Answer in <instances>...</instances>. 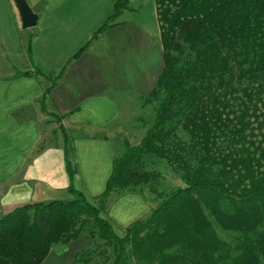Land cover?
<instances>
[{
  "label": "trees",
  "instance_id": "1",
  "mask_svg": "<svg viewBox=\"0 0 264 264\" xmlns=\"http://www.w3.org/2000/svg\"><path fill=\"white\" fill-rule=\"evenodd\" d=\"M127 3L116 0L73 58ZM155 6L163 68L142 99L152 115L141 142H124L95 202L74 187L77 170L65 150L72 198L26 202L2 214L0 264H41L52 247L84 235L100 239V249L78 251V264L95 253L102 259L94 264H264V0ZM147 156L165 159L186 186L159 196L148 217L118 235L107 199L157 179V171L141 168Z\"/></svg>",
  "mask_w": 264,
  "mask_h": 264
},
{
  "label": "crops",
  "instance_id": "2",
  "mask_svg": "<svg viewBox=\"0 0 264 264\" xmlns=\"http://www.w3.org/2000/svg\"><path fill=\"white\" fill-rule=\"evenodd\" d=\"M115 2L26 0L36 23L23 27L15 0H0V202L11 203L1 213L68 192L65 150L77 170L74 187L81 169L95 170L83 182L86 191L96 185L98 193L89 192L95 199L105 187L113 159L124 152V142L136 145L145 135L147 125L138 121L142 99L163 68L155 0H128L112 25L73 58ZM116 193L115 203L124 207L113 217L107 203L106 213L122 234L158 203L152 202L146 216L137 218L143 212V193ZM76 240H84V246L69 247L75 240L55 245L41 264H78L75 254L92 241L88 235Z\"/></svg>",
  "mask_w": 264,
  "mask_h": 264
},
{
  "label": "rangeland",
  "instance_id": "3",
  "mask_svg": "<svg viewBox=\"0 0 264 264\" xmlns=\"http://www.w3.org/2000/svg\"><path fill=\"white\" fill-rule=\"evenodd\" d=\"M143 110H141L140 114L138 115V121L143 122L144 124L148 125L149 121H150V117L152 115L151 112V108L149 106L147 107H142ZM142 139H138L137 144H139L141 142ZM1 147V145H0ZM74 166H76L75 161L73 160ZM141 168L146 170V171H157L159 173V175H157V179H155L151 184L148 185H144L141 190L139 191H135L134 193H143L144 198H142L141 201H143V206L141 207L143 212L138 215L137 218H141L143 216H146V211L147 210H151V206H152V202L153 205L155 204V202H159V196L160 198L162 196H164L165 194H167L169 191L173 190V189H177V188H181V187H185L186 186V180L185 178L182 176V174L176 170V168H174L173 166H171L165 159L163 158H157L154 156H147L144 160V162L141 165ZM93 172L95 170H92ZM91 170H87V169H81L79 171V173L76 174V183H75V187H77L76 189L81 190L86 197L92 201L95 202V199L91 198V194H96L98 193L96 190L97 187L96 185L92 186L89 188L88 191L85 190L84 188V176H87L88 173L92 172ZM99 171V170H97ZM18 172V171H16ZM23 174L24 172L21 171ZM4 173L3 169H0V177L2 178V174ZM64 174V169L63 167H61V169L58 170V180L60 181L62 179V175ZM17 177V176H15ZM65 177V176H64ZM61 182V181H60ZM86 191V193H85ZM123 192H131L129 190H122ZM90 192V193H89ZM121 192V191H119ZM116 191L111 195V197L108 199L107 203H108V209L110 210L111 215L114 217V214L119 212L124 205H122L123 203H120V205L118 203H115V201L118 199L117 195H116ZM72 198L71 195L68 194V192H64V191H59L56 193V196L53 197V199H69ZM11 203H7V202H0V216L3 214L1 213L2 209L5 208L4 205H8ZM158 203L155 204V207L157 206ZM145 205V207H144ZM137 208V207H134ZM114 230L117 232V234H122L120 233V227L116 226L114 227ZM221 236L225 237V238H230L228 236L227 233L224 232H220ZM90 240L92 241V245L88 248H96V250H99L100 248L99 243H101L100 239H92V237H90ZM84 240H81L79 242H77V240L71 242V246L69 247H74V248H80V246H84L83 243ZM73 248H68V250H72ZM67 251V250H66ZM67 256V252L64 253V257ZM94 259L95 261H97L98 259H102V255L101 254H97L95 253L94 255Z\"/></svg>",
  "mask_w": 264,
  "mask_h": 264
},
{
  "label": "water",
  "instance_id": "4",
  "mask_svg": "<svg viewBox=\"0 0 264 264\" xmlns=\"http://www.w3.org/2000/svg\"><path fill=\"white\" fill-rule=\"evenodd\" d=\"M16 7L18 9L22 26L31 27L36 23V15L32 9L26 3V0H15Z\"/></svg>",
  "mask_w": 264,
  "mask_h": 264
}]
</instances>
